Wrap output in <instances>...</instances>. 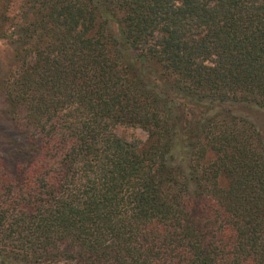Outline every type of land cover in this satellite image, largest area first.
<instances>
[{"label":"trees","instance_id":"1","mask_svg":"<svg viewBox=\"0 0 264 264\" xmlns=\"http://www.w3.org/2000/svg\"><path fill=\"white\" fill-rule=\"evenodd\" d=\"M0 43V264H264V0H0Z\"/></svg>","mask_w":264,"mask_h":264},{"label":"rangeland","instance_id":"2","mask_svg":"<svg viewBox=\"0 0 264 264\" xmlns=\"http://www.w3.org/2000/svg\"><path fill=\"white\" fill-rule=\"evenodd\" d=\"M15 1L17 5L20 4L21 0H12ZM6 45L0 43V62H1V68H0V78L4 71H6V64L5 62H11L10 58V52L4 51L6 49ZM12 56V55H11ZM150 77L153 78V76L150 74ZM1 103V91H0V111L2 108ZM241 113L248 117L256 126L257 128L264 134V111L255 109V108H248L245 107L241 111ZM9 127L8 124H6L3 120H0V142L2 143H8L6 140H4L3 137L9 138L10 132L8 131ZM115 133L123 140H126L128 142H145L147 139L146 133L139 129V128H133V127H126V126H117L115 128ZM0 148L5 149V151L8 153V147L0 146Z\"/></svg>","mask_w":264,"mask_h":264}]
</instances>
